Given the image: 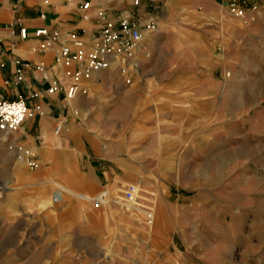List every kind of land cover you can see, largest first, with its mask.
Masks as SVG:
<instances>
[{
	"label": "rangeland",
	"instance_id": "obj_1",
	"mask_svg": "<svg viewBox=\"0 0 264 264\" xmlns=\"http://www.w3.org/2000/svg\"><path fill=\"white\" fill-rule=\"evenodd\" d=\"M243 6L217 8L209 17L200 11L156 14L154 40L167 47L162 61L174 56V75L185 71L194 82L190 88L204 98L197 102L190 93L172 101L186 110L187 131L161 140L184 147L158 150L159 164L131 163L143 141L137 111L149 103L141 66L85 82L74 105L76 126L93 136L102 155L112 151L120 158L124 151L122 157L145 174L143 189L155 194L152 230L128 233L130 239L135 230L143 233L144 246L130 245L128 254L105 246L97 264H264V0ZM19 131L0 140L13 158L10 164L0 158V206H38L40 212H0V264H26V253L13 254L10 245L21 243L24 250L33 230L41 232L27 224L41 221L55 183L66 191L55 177H31L39 163L34 159L37 167L30 170L22 161L28 148ZM137 176L127 182L137 184ZM46 232L50 244L58 239L53 228Z\"/></svg>",
	"mask_w": 264,
	"mask_h": 264
},
{
	"label": "crops",
	"instance_id": "obj_2",
	"mask_svg": "<svg viewBox=\"0 0 264 264\" xmlns=\"http://www.w3.org/2000/svg\"><path fill=\"white\" fill-rule=\"evenodd\" d=\"M247 1L0 0V100H16L20 97L26 100L31 116L20 128L18 139L26 145L31 158L39 163V168L31 177L36 180L55 177L67 193L59 205L53 204L52 195L47 199L44 203L46 210L38 218L41 221L27 224L32 230L39 229L41 232L33 230L34 235L31 233L23 244L24 250H21V243L10 240L9 244L14 243L10 245L11 253L24 251L26 264H97L105 246L115 245L120 252L127 254L128 248H133V245H140L135 247L136 250L144 246L143 234L139 235L137 230L133 231L137 235L136 239L128 238L129 230L137 227L126 221L120 222L107 209H95L90 203L75 197V194L95 196L106 183H128L127 181L134 179V175H138L137 184L144 185L141 175L145 174L122 157L124 151L120 158L114 157L112 151L101 154L93 136H86L76 126L74 105L77 100L71 103L64 100L61 92L48 93L50 85L41 82L40 69L61 77L65 71H72L74 67L56 66V54L62 42L48 43L35 38L33 33L44 28L56 30L62 40L67 33H74L86 43L93 44L97 42L105 21L118 25L125 19H134L145 36L138 64L141 66V79L145 85L143 99L149 103L137 111L136 130L143 141L138 146L136 160L131 163L137 166L159 164L158 150L184 147L182 144L179 146L171 141L161 140L163 134L170 137L176 132L187 131L185 118L188 114L174 102L184 101L190 93H193L197 102L204 98L200 92L190 88L194 82L184 77L185 71L178 76L174 75L177 67L174 56H169V61H162L164 58L161 54L165 55L167 47L160 45L158 37L154 40L160 20L156 14L200 11L205 17H209L217 8H243V4L248 6L255 0ZM87 3L90 6L85 9L84 5ZM100 9L105 12L104 21L97 17ZM150 24L154 25V29L147 33L146 28ZM22 30L26 31L25 38L22 37ZM198 114L201 115L200 111ZM58 126H61V131L56 134ZM7 154L6 147L0 146V158L3 155L4 164H10L13 160ZM1 189L7 190L8 187L4 185ZM2 211L40 212L38 206L27 205L0 206V212ZM107 216L111 219L108 220ZM107 227V237L103 239V232ZM52 228L58 239L50 244L46 238V230Z\"/></svg>",
	"mask_w": 264,
	"mask_h": 264
},
{
	"label": "built area",
	"instance_id": "obj_3",
	"mask_svg": "<svg viewBox=\"0 0 264 264\" xmlns=\"http://www.w3.org/2000/svg\"><path fill=\"white\" fill-rule=\"evenodd\" d=\"M89 6L87 3L84 8L87 9ZM97 17L104 21V10H98ZM133 20L128 18L118 25L105 21L97 42L93 44L86 43L74 33H67L66 38L62 40L60 33L56 30L49 31L46 28L36 30L33 33L35 38L48 43L62 42L56 54V66L74 67L72 71H65L61 77L52 75L48 70L40 69L41 82L50 85L48 93L61 92L65 101L73 102L82 92L85 82L104 72H119L125 75L136 68L145 36ZM153 29L154 25L150 24L146 32L151 33ZM21 34L23 38L26 37L25 30H22ZM29 116L31 112L24 98L0 100V140L7 139L17 132ZM60 131L61 126H58L56 134ZM22 161L30 170L37 167V162L31 159L29 151L24 152ZM66 194L65 190L55 183L52 194L53 204H60ZM75 197L90 203L95 209H107L115 219L120 222L126 221L129 225L133 223L142 232L152 230L155 224V195L145 191L140 184L106 183L95 196L75 194Z\"/></svg>",
	"mask_w": 264,
	"mask_h": 264
}]
</instances>
